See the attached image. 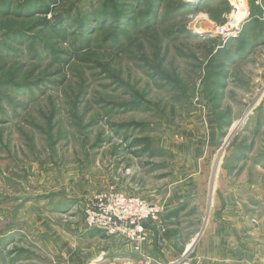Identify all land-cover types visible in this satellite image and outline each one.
Wrapping results in <instances>:
<instances>
[{
    "label": "rangeland",
    "instance_id": "374dc122",
    "mask_svg": "<svg viewBox=\"0 0 264 264\" xmlns=\"http://www.w3.org/2000/svg\"><path fill=\"white\" fill-rule=\"evenodd\" d=\"M8 1L0 9V209L15 218L38 198L46 223L53 210L62 249H47L43 264H80L66 251L91 244L80 240L96 193L157 203L197 172L200 151L208 156L201 171L218 188L228 179L224 164L216 179L219 161L252 150L251 165L264 163V64L229 71L222 96L227 49L199 31L207 9L186 0H45L30 13L24 0ZM223 2L209 12L210 29L236 16ZM104 235L93 242L96 257L105 251L98 264H141L119 258L113 243L125 240Z\"/></svg>",
    "mask_w": 264,
    "mask_h": 264
},
{
    "label": "crops",
    "instance_id": "0c3cea01",
    "mask_svg": "<svg viewBox=\"0 0 264 264\" xmlns=\"http://www.w3.org/2000/svg\"><path fill=\"white\" fill-rule=\"evenodd\" d=\"M223 1L189 0L201 10L207 9L201 15L204 26H199V31L213 30L210 29L213 21L209 12L223 7ZM227 1L230 7L237 2L232 4L231 0ZM238 3L242 10L239 16L244 20L243 33L224 47L227 51L222 65L225 68L222 79L226 83L221 85L222 96L229 90V71H239L253 60L264 64V0L261 5H257L256 0ZM220 15L221 19L227 17L222 12ZM262 106L264 108V104ZM251 152L237 154L240 156H236L235 160L220 161L222 164L216 166L217 173L214 171L216 179L223 164L228 179L227 185L218 188L214 186L216 182H212V172L207 176L201 171L208 156L200 151V155L193 158L197 172L184 178V187L177 184L170 188L169 193H165L157 203L146 200L150 204L160 203L163 212L157 223L147 224V239L141 253L134 250L135 244L114 239L117 244H113L121 249L124 256L119 258L136 259L135 255L141 264H145L147 259L152 264H174L182 260L189 264H264V163L255 161L251 165ZM227 162L232 164L227 165ZM202 200L204 204H201ZM41 206L38 198L26 201L22 204L20 215L15 218L7 215L5 209H0V264H43L46 263L47 249L52 246L62 249L59 239L61 229L54 227L56 214L51 210L52 216L46 223L44 214L38 212L43 209ZM31 224H35L33 231L28 229ZM98 237L106 238L100 230H87L80 241L87 240L91 244H86L84 248L82 245L85 244L75 245L74 249L66 251L69 252V260L80 264H98L105 254L102 251L99 256L94 255L93 242ZM260 259L261 263L258 262Z\"/></svg>",
    "mask_w": 264,
    "mask_h": 264
},
{
    "label": "built area",
    "instance_id": "2783aa9c",
    "mask_svg": "<svg viewBox=\"0 0 264 264\" xmlns=\"http://www.w3.org/2000/svg\"><path fill=\"white\" fill-rule=\"evenodd\" d=\"M234 1L244 0H231ZM262 0H256L261 5ZM233 14L236 16L229 19L223 26L215 25L211 31L220 37L223 45H227L233 39L242 34V22L238 20L240 11L233 5ZM210 33L209 35H213ZM86 226L89 230H100L108 237H116L131 242L140 249L146 241L148 223H157L163 212L160 205L150 204L142 197L128 196L114 190L94 194L85 208ZM147 264H152L148 262ZM174 264H189L182 260Z\"/></svg>",
    "mask_w": 264,
    "mask_h": 264
},
{
    "label": "trees",
    "instance_id": "16d2710c",
    "mask_svg": "<svg viewBox=\"0 0 264 264\" xmlns=\"http://www.w3.org/2000/svg\"><path fill=\"white\" fill-rule=\"evenodd\" d=\"M2 1V3L0 4V6H1V8L0 9H2V10H6V9H8L9 8V6H10V2L7 0V1H4V0H1ZM141 1H143V0H141ZM48 2L49 3H52L53 4V6L56 4V2H57V0H48ZM8 4V5H7ZM44 4H46L45 3V0H24V4H23V6L24 7H26V9L28 10V11H30V13H31V11H33V12H39L41 9H42V6L44 5ZM187 6V4L186 3H184L183 5H182V7H186ZM11 9V8H10ZM21 9H23V7H19L18 8V11H21ZM10 11V10H9ZM49 9L48 10H46L45 11V13L46 14H48L49 13ZM32 12V13H33ZM192 35V34H191ZM1 107V106H0Z\"/></svg>",
    "mask_w": 264,
    "mask_h": 264
},
{
    "label": "bare ground",
    "instance_id": "6f19581e",
    "mask_svg": "<svg viewBox=\"0 0 264 264\" xmlns=\"http://www.w3.org/2000/svg\"><path fill=\"white\" fill-rule=\"evenodd\" d=\"M235 7H237L239 10H241L240 8V4L238 2L235 3ZM239 124V122L237 124L234 125V128H237V125ZM220 162V161H219Z\"/></svg>",
    "mask_w": 264,
    "mask_h": 264
},
{
    "label": "water",
    "instance_id": "95a60500",
    "mask_svg": "<svg viewBox=\"0 0 264 264\" xmlns=\"http://www.w3.org/2000/svg\"><path fill=\"white\" fill-rule=\"evenodd\" d=\"M186 1L189 2V0H186ZM187 2H186V3H187ZM239 129H241V127H240Z\"/></svg>",
    "mask_w": 264,
    "mask_h": 264
}]
</instances>
